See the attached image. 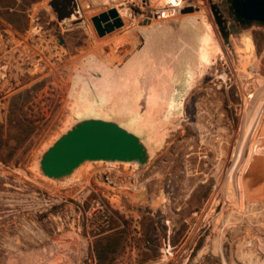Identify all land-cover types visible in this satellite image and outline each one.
I'll return each mask as SVG.
<instances>
[{
    "label": "rangeland",
    "instance_id": "rangeland-1",
    "mask_svg": "<svg viewBox=\"0 0 264 264\" xmlns=\"http://www.w3.org/2000/svg\"><path fill=\"white\" fill-rule=\"evenodd\" d=\"M48 1L0 24V264H264V191L246 180L264 137V26L231 19L223 39L210 1L225 0L159 19L163 0H77L83 22L56 29ZM111 7L124 24L98 36L91 17ZM108 49L135 58L112 75ZM105 93V119L149 136L146 164L45 177L42 153Z\"/></svg>",
    "mask_w": 264,
    "mask_h": 264
},
{
    "label": "water",
    "instance_id": "water-1",
    "mask_svg": "<svg viewBox=\"0 0 264 264\" xmlns=\"http://www.w3.org/2000/svg\"><path fill=\"white\" fill-rule=\"evenodd\" d=\"M227 11L222 12L217 1H210V10L223 39L230 35V20L242 26L253 23L264 26V0H226ZM48 6L55 13L52 25L56 29L70 28L81 24L77 0H49ZM198 10L186 6L179 13ZM168 10L154 11V18L167 17ZM72 16H74L72 19ZM70 21V24L66 22ZM98 36H103L123 25L116 8L111 7L91 17ZM147 21H145L146 23ZM62 44L60 32L54 33ZM150 157L146 144L132 131L118 122L102 118L77 120L62 133L41 155L39 169L50 179L61 180L70 177L86 161L133 162L144 165Z\"/></svg>",
    "mask_w": 264,
    "mask_h": 264
},
{
    "label": "bare ground",
    "instance_id": "bare-ground-1",
    "mask_svg": "<svg viewBox=\"0 0 264 264\" xmlns=\"http://www.w3.org/2000/svg\"><path fill=\"white\" fill-rule=\"evenodd\" d=\"M114 8H116V7H114ZM116 10H117V12H118V16L122 19V21H123V24H124V20H123V18H122V16L120 15V13H119V10L116 8ZM74 16H72V19H74L73 18ZM168 17V16H167ZM202 17V16H201ZM194 18V17H193ZM196 18H199V17H196ZM190 19V22L192 21H195V20H191V18H189ZM202 19H203V17H202ZM205 19V18H204ZM197 21H199L198 23H200L201 24V19H197ZM83 22V21H82ZM81 22V23H82ZM191 22V23H192ZM193 24V23H192ZM191 25V24H190ZM201 25H199V27H200ZM142 28V27H141ZM137 29H139V28H137ZM137 29L135 30V31H137ZM134 31V30H133ZM131 32L132 34H130V33H128V36H127V39L126 40H129L130 38H132V36H134L136 33L135 32ZM124 39V38H123ZM122 39V40H123ZM119 40V39H118ZM125 40V41H126ZM132 41V40H131ZM121 42V41H120ZM124 42V41H123ZM122 42V43H123ZM129 42V41H128ZM119 43V42H118ZM122 43H121V45H122ZM139 43V42H138ZM138 43H135V45H137ZM199 43V42H198ZM201 43V42H200ZM113 44V43H112ZM115 44V43H114ZM124 44V43H123ZM126 44H127V42H126ZM142 45V43L140 42L138 45ZM116 45V44H115ZM135 45H134V49L136 48L137 49V47L138 46H136L135 47ZM199 45V44H198ZM112 46V45H111ZM201 46V45H200ZM117 47H120V45L118 46V44H117ZM141 47V46H140ZM113 48V47H112ZM142 48V47H141ZM133 49V48H132ZM108 50H112L113 51V53H114V56H113V58L111 59V63L109 64V68H110V72H111V74L113 75V72L114 73H116V75L117 74H120L121 72H122V70H123V68L126 66V64L130 61V62H132L133 61V59L135 58L134 56L133 57H125L126 59L124 60V61H122L121 60V52H122V50L121 51H119V49H108ZM124 50V49H123ZM128 50H131V49H128ZM127 50V51H128ZM139 50V49H138ZM142 50V49H141ZM125 51H126V49H125ZM124 51V54L126 53L127 54V52H125ZM137 51V50H136ZM135 51V52H136ZM102 53V52H101ZM108 53H109V51H108ZM112 53V52H111ZM134 53V52H133ZM133 53H131V55L133 54ZM105 54V53H104ZM128 54H129V52H128ZM128 54L126 55V56H128ZM138 54V53H137ZM140 54V53H139ZM138 54V55H139ZM143 54V53H142ZM112 55V54H111ZM123 55V54H122ZM134 55V54H133ZM124 56V55H123ZM136 56V55H135ZM140 57V56H139ZM111 58V57H110ZM123 58V57H122ZM138 58V57H137ZM132 60V61H131ZM138 62L140 61V60H137ZM136 63V62H135ZM135 66V65H134ZM141 67V66H140ZM139 67V68H140ZM126 68V67H125ZM125 68H124V70H125ZM135 68V67H134ZM123 70V71H124ZM128 70V69H127ZM132 70V69H131ZM193 72H194V69H193V66L192 65H187V66H185V67H183L182 69H181V74L179 75L180 76V78H178V80H177V83H174L173 84V86L175 87V94H174V97H173V99H172V103L174 104V106H173V108H172V110H170L171 111V113H172V115L173 114H176L177 116H179L180 114H181V111H179V110H177V108H178V106H177V103H179V102H181L180 100H181V98H182V96L184 95V93H185V91L187 90V87H188V85H189V80L191 79V77H192V75H193ZM123 75H124V72L122 73ZM123 75L122 76H120V77H122V79L124 78L125 79V77H123ZM117 77V76H116ZM116 77L115 78H113V80L115 79V80H117L116 79ZM110 79V78H109ZM127 79V78H126ZM125 79V80H126ZM119 80V79H118ZM117 80V81H118ZM115 82V81H114ZM127 83V82H126ZM110 84V83H109ZM113 84V83H112ZM112 84H111V86H112ZM114 85V87H115V84H113ZM120 85L118 84V87H119ZM122 86V85H121ZM113 87V86H112ZM142 87V86H141ZM111 88V87H110ZM109 88V89H110ZM113 89V88H112ZM111 89V90H112ZM126 89V88H125ZM111 90H109V91H111ZM133 91H135V90H133ZM107 92V91H106ZM124 92V91H123ZM110 93V92H109ZM113 93V92H112ZM135 93V92H134ZM107 93H105L104 95H102L101 96V101L99 102L100 104H94V103H90L89 102V104H90V106H89V104L87 105V106H77L76 107V109L74 110L75 111V113H74V116H75V118H76V120H81V119H84V118H102V119H105V117H112V115L110 114V112L112 111L111 109V111H109L108 109H109V105H108V103L106 102V98H107V96H106V98L104 99V96L106 95ZM141 94V93H140ZM109 95V94H108ZM139 95V94H138ZM110 97V96H109ZM108 100L110 99V98H107ZM110 101H111V99H110ZM110 103V102H109ZM84 104V103H83ZM177 106V107H176ZM112 107V106H111ZM110 107V108H111ZM113 108V107H112ZM111 113H113V112H111ZM115 117V116H114ZM107 119H109V118H107ZM107 119H105V120H107ZM136 120L135 119H127V120H124V122L123 121H119V124L122 126V127H124V128H126L127 130H129V131H132L133 133H135L138 137H140V139L146 144V146L148 147V149L149 150H151V151H154L150 146H149V142H151L150 141V138H149V136H145V137H142V136H144V135H141L140 133H139V131H137V129L136 128H132L133 126H131V125H133V122H135ZM132 123V124H131ZM139 133V134H138ZM153 142V141H152ZM155 143V142H154ZM253 165H251V169H249L248 171H247V174H246V180L247 181H249L250 183H254L253 185L255 186V187H257V188H259V193H261V192H263L264 191V137L259 141V143L257 144V147H256V150H255V153H254V160H253V163H252ZM77 173H78V171L76 172V175H77ZM75 175V176H76ZM249 185V184H248Z\"/></svg>",
    "mask_w": 264,
    "mask_h": 264
},
{
    "label": "crops",
    "instance_id": "crops-1",
    "mask_svg": "<svg viewBox=\"0 0 264 264\" xmlns=\"http://www.w3.org/2000/svg\"><path fill=\"white\" fill-rule=\"evenodd\" d=\"M25 0H0V24L8 26V30H13L14 28V19L12 16L25 13L27 16V21L31 22V7L39 5V0H32L29 3H25ZM5 14V16H4ZM8 16V17H6ZM5 31L6 28L4 29ZM26 30V28H25ZM24 30V31H25ZM1 36V35H0Z\"/></svg>",
    "mask_w": 264,
    "mask_h": 264
},
{
    "label": "built area",
    "instance_id": "built-area-1",
    "mask_svg": "<svg viewBox=\"0 0 264 264\" xmlns=\"http://www.w3.org/2000/svg\"><path fill=\"white\" fill-rule=\"evenodd\" d=\"M142 1L149 2L150 0H142ZM222 4H220L221 5V9L224 11V13H226V11H227V2H226V0ZM197 5H198L197 3L188 2V0H163V6H161L159 9H155L154 11L168 10V11H170L171 14H173L174 12H177V11H179V9H182V8H184L186 6L197 7ZM162 18H164V17H162Z\"/></svg>",
    "mask_w": 264,
    "mask_h": 264
},
{
    "label": "trees",
    "instance_id": "trees-1",
    "mask_svg": "<svg viewBox=\"0 0 264 264\" xmlns=\"http://www.w3.org/2000/svg\"><path fill=\"white\" fill-rule=\"evenodd\" d=\"M101 257V256H100Z\"/></svg>",
    "mask_w": 264,
    "mask_h": 264
}]
</instances>
